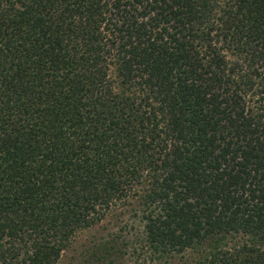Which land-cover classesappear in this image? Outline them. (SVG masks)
<instances>
[{
    "label": "trees",
    "instance_id": "1",
    "mask_svg": "<svg viewBox=\"0 0 264 264\" xmlns=\"http://www.w3.org/2000/svg\"><path fill=\"white\" fill-rule=\"evenodd\" d=\"M263 69L264 0H0V264L129 200L141 264H264Z\"/></svg>",
    "mask_w": 264,
    "mask_h": 264
},
{
    "label": "rangeland",
    "instance_id": "2",
    "mask_svg": "<svg viewBox=\"0 0 264 264\" xmlns=\"http://www.w3.org/2000/svg\"><path fill=\"white\" fill-rule=\"evenodd\" d=\"M215 46H219L215 44ZM228 62L233 60L229 53L220 51ZM110 68V67H109ZM113 68L108 69L110 79L114 76ZM264 78V69L262 70ZM251 94L243 95L248 99ZM253 98H257L253 95ZM264 104V100L262 101ZM262 106L254 101L251 110L262 111ZM256 107V108H255ZM132 200L111 207L106 216L93 226L76 233L67 248L60 254L57 264H141L137 249L133 250V237L140 232L142 221L138 211L134 210ZM183 262L188 256H183Z\"/></svg>",
    "mask_w": 264,
    "mask_h": 264
}]
</instances>
